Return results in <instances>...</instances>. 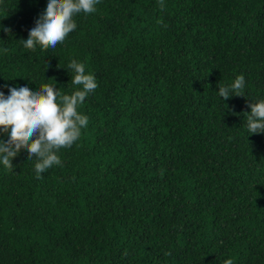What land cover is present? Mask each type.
I'll return each instance as SVG.
<instances>
[{"label": "trees", "instance_id": "16d2710c", "mask_svg": "<svg viewBox=\"0 0 264 264\" xmlns=\"http://www.w3.org/2000/svg\"><path fill=\"white\" fill-rule=\"evenodd\" d=\"M45 3L0 0V91L71 94L73 59L98 88L60 165L37 178L19 149L0 165V264H264V134L246 127L264 0H100L63 43L26 48ZM241 74L244 96L224 101Z\"/></svg>", "mask_w": 264, "mask_h": 264}, {"label": "clouds", "instance_id": "9594fccd", "mask_svg": "<svg viewBox=\"0 0 264 264\" xmlns=\"http://www.w3.org/2000/svg\"><path fill=\"white\" fill-rule=\"evenodd\" d=\"M99 3L100 0H46L28 27L27 37L19 41L26 48H55L77 29L75 18L81 13L97 12ZM65 69L71 77L70 84L76 86L71 94L63 93L56 84L30 87L24 81L9 84L6 94L0 91V129L6 130V135L0 137V165H11L17 150H26L27 159L35 161L34 172L40 178L47 169L61 164L58 153L62 148H70L80 139L89 118L78 109L95 92L98 83L95 75L86 71L85 64L75 59ZM245 88V76L241 74L232 83L219 85L218 96L224 101L244 96ZM249 107L250 114L246 113L249 136L264 134V99ZM224 264L233 262L227 259Z\"/></svg>", "mask_w": 264, "mask_h": 264}]
</instances>
